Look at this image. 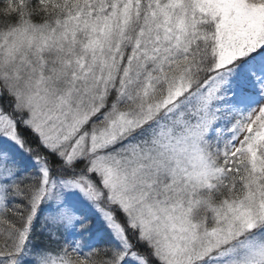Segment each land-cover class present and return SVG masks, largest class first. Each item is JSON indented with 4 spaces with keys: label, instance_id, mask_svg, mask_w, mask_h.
Listing matches in <instances>:
<instances>
[{
    "label": "snow or ice",
    "instance_id": "snow-or-ice-1",
    "mask_svg": "<svg viewBox=\"0 0 264 264\" xmlns=\"http://www.w3.org/2000/svg\"><path fill=\"white\" fill-rule=\"evenodd\" d=\"M0 264H264V0H0Z\"/></svg>",
    "mask_w": 264,
    "mask_h": 264
}]
</instances>
